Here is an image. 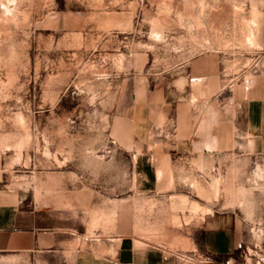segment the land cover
<instances>
[{"label":"rangeland","instance_id":"obj_1","mask_svg":"<svg viewBox=\"0 0 264 264\" xmlns=\"http://www.w3.org/2000/svg\"><path fill=\"white\" fill-rule=\"evenodd\" d=\"M261 71L264 0H0V187L97 242L230 210L233 264H264V154L180 144L187 123L207 142Z\"/></svg>","mask_w":264,"mask_h":264},{"label":"crops","instance_id":"obj_2","mask_svg":"<svg viewBox=\"0 0 264 264\" xmlns=\"http://www.w3.org/2000/svg\"><path fill=\"white\" fill-rule=\"evenodd\" d=\"M235 97L225 116L216 115V120L211 116L215 124L207 142L191 139L193 126L187 123L180 144L229 149L242 141V146L252 149L251 154H264V71ZM139 159L143 169H136L137 176L158 183L153 158ZM187 225L182 238L114 233L97 242L76 237L58 210L28 202L19 192L0 187V264H233L245 239L238 215L217 210L194 216Z\"/></svg>","mask_w":264,"mask_h":264},{"label":"bare ground","instance_id":"obj_3","mask_svg":"<svg viewBox=\"0 0 264 264\" xmlns=\"http://www.w3.org/2000/svg\"><path fill=\"white\" fill-rule=\"evenodd\" d=\"M252 36H250L248 39H249V41H252V38H251Z\"/></svg>","mask_w":264,"mask_h":264}]
</instances>
